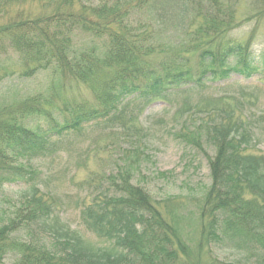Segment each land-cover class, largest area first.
<instances>
[{
	"label": "trees",
	"instance_id": "1",
	"mask_svg": "<svg viewBox=\"0 0 264 264\" xmlns=\"http://www.w3.org/2000/svg\"><path fill=\"white\" fill-rule=\"evenodd\" d=\"M236 2L40 0L48 12L6 9L0 15V50L8 46L20 55L22 78L51 69L63 86L86 82L96 100L70 121L47 110H0V186L27 185L16 198L18 212L0 224V257L11 250L18 253L13 264H200L163 216L160 203L133 184L128 173L118 169L114 176L106 174V184L101 182L90 191L91 199L81 203L79 227H72L57 214V197L37 186L39 172L30 163L33 155L59 149L55 138L88 124L105 122L111 128L118 123L135 140L143 128L132 121L126 125L131 118L125 117L128 103L138 98L169 103L167 90L174 89L176 97L182 94L175 110L181 118L177 136L200 149L209 145L214 152L208 159L210 183L198 205L201 234L209 245L227 241L241 254L221 261L208 252V264H264V154L251 152L255 133L249 118H242L240 109L190 105L184 94L207 81L225 80L233 73L249 78L257 71L252 37L240 41L231 31L253 18L257 27L264 23V0H250L253 14L247 17L237 16ZM189 13L193 20L188 24L184 18ZM171 24L181 33V49L155 63L164 28ZM77 30L102 40L103 53L70 51ZM190 52L197 56L195 67L186 57ZM200 113L203 119L192 123L190 116ZM25 229L45 233L51 241L46 245L12 237Z\"/></svg>",
	"mask_w": 264,
	"mask_h": 264
},
{
	"label": "rangeland",
	"instance_id": "2",
	"mask_svg": "<svg viewBox=\"0 0 264 264\" xmlns=\"http://www.w3.org/2000/svg\"><path fill=\"white\" fill-rule=\"evenodd\" d=\"M39 1L0 0V15L6 9L9 12L20 9L32 14L48 12L47 6L44 8ZM135 2L136 0H132V3ZM236 11L237 16H249L252 13L250 0H237ZM191 20L193 18L189 13L184 22L189 24ZM251 32L253 35L249 36ZM231 33L240 41L252 37L251 54L257 71L249 78L233 73L225 80L207 81L203 87L188 90L184 94L193 106L207 105L208 110L220 108L217 106L225 110L240 109L241 117L249 118L255 133V146L251 152L264 154V23L257 27L256 19L253 18L234 28ZM181 37L174 24L167 25L160 43L162 51L158 50L153 55V62L158 63L178 52L181 49L178 46L183 42L180 41ZM71 41L70 51L77 54L80 51L103 53L102 40L95 39L84 31H75ZM186 57L190 66L195 67L196 54L190 52ZM23 68L20 55L11 47L0 50V110L26 107L27 110L39 109L36 111L39 114H47V110L58 112L62 121H70L82 108L96 103L86 82H70L68 86H63L51 69L22 78L20 73ZM167 92L170 95L169 103L160 99L145 101L143 98L128 103L125 117L131 118L126 125L132 121L137 127L143 128L135 140L127 138L126 133L119 129L118 123L109 128L108 125L105 126V122L88 124L82 130L70 131L69 134L55 138L59 149L53 151L54 147H51L50 151L31 157V165L40 173L36 184L43 193L58 198L56 201L61 207L56 212L61 219L72 227H79L81 203L90 200L93 196L90 191L99 189L101 182L105 183L103 180L106 174L114 176L119 169L122 173H128L133 184L141 186L152 199L160 203L163 216L172 224L179 239L187 245L191 255L200 264H208V252L221 261L239 259L240 251L235 250L227 241L209 245L206 237L201 234L198 205L210 183L208 159L214 152L209 145L202 144L200 149L177 136L181 118L175 114V110L182 101V94L180 92L176 97L178 91L174 89ZM28 115L33 116V112ZM190 119L194 123L203 117L200 113L191 115ZM3 145L0 142V147ZM13 163L20 165L18 161ZM0 171L4 170L0 168ZM31 173L34 174L33 170ZM26 188L27 185L21 182L4 183L0 186V224L4 223L7 215L18 212L16 208L20 205L16 198ZM79 229L85 232L82 228ZM84 234L94 239L90 233ZM11 235L18 238V241L33 238L46 245L51 241L49 236L35 229L16 230ZM17 257L18 253L15 251L9 250L4 255L2 252L0 264H13Z\"/></svg>",
	"mask_w": 264,
	"mask_h": 264
}]
</instances>
